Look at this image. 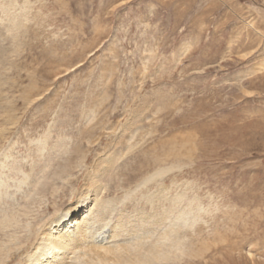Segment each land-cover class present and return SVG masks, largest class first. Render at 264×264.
<instances>
[{
	"label": "rangeland",
	"instance_id": "rangeland-1",
	"mask_svg": "<svg viewBox=\"0 0 264 264\" xmlns=\"http://www.w3.org/2000/svg\"><path fill=\"white\" fill-rule=\"evenodd\" d=\"M84 186L96 245L264 264V0H0L1 259Z\"/></svg>",
	"mask_w": 264,
	"mask_h": 264
},
{
	"label": "bare ground",
	"instance_id": "bare-ground-1",
	"mask_svg": "<svg viewBox=\"0 0 264 264\" xmlns=\"http://www.w3.org/2000/svg\"><path fill=\"white\" fill-rule=\"evenodd\" d=\"M148 181L149 179H146L142 181V184ZM93 193V190H91L89 187L84 186L82 191L77 195V198L79 197L78 199H76L77 202H74L70 206L66 207L64 212L61 213L60 216H56L53 219L47 221L45 224L46 227L44 225H41L40 228L44 229L42 236H37L39 239H37V242L35 241L36 243H34L33 247L31 246L33 248V251L26 256L24 255V258L21 259L19 264H36L35 262H37V264H76L74 263L76 261H79L81 264H146V262L148 263L157 261V259H159V255H161L159 254V252L162 250L159 249L160 245H157L158 243L154 244V241L153 245L145 249L143 252H140V250L137 252L128 251L126 248H124L125 246L118 247V245H114V248L110 249L107 247H103L104 245L94 244L95 241L93 242V238H95V236L93 237L92 234L89 235L88 228L90 227V225L95 226V221L91 223V220L89 219L84 220L88 217V215H86L84 211H82L83 209H85L86 213L91 211V206H88L87 208V203L85 204V201H87L88 196L91 197ZM96 194L97 192H95V194L93 195ZM78 211H81L80 213H84L85 215H83L81 219L77 220L75 219V216L79 218L81 215L80 213H77ZM99 217L98 221L100 222L104 219L103 217L105 216L102 215ZM54 223L55 226L52 227ZM118 225L123 231H125V229L127 228L125 227L127 223L123 222ZM49 226L52 227L50 232H48ZM113 234L114 233H112L111 236ZM119 234H121V232ZM91 241L93 243H91ZM110 246L112 245L110 244ZM132 246L133 245H131V247ZM123 249L126 250L121 251ZM154 249L155 252H153ZM36 251H41L42 253L38 256L36 255ZM2 253L3 249L0 248V264H10L19 256L16 255V253H13L9 256L8 260H5L3 258L1 259ZM33 258L34 260H32ZM28 261H31V263H27Z\"/></svg>",
	"mask_w": 264,
	"mask_h": 264
}]
</instances>
